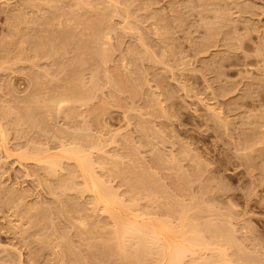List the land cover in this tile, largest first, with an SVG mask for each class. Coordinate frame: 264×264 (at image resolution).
Masks as SVG:
<instances>
[{"label": "rangeland", "instance_id": "obj_1", "mask_svg": "<svg viewBox=\"0 0 264 264\" xmlns=\"http://www.w3.org/2000/svg\"><path fill=\"white\" fill-rule=\"evenodd\" d=\"M107 211L264 264V0H0V264H156Z\"/></svg>", "mask_w": 264, "mask_h": 264}, {"label": "bare ground", "instance_id": "obj_2", "mask_svg": "<svg viewBox=\"0 0 264 264\" xmlns=\"http://www.w3.org/2000/svg\"><path fill=\"white\" fill-rule=\"evenodd\" d=\"M67 99L69 100V97L64 96V95H60V96H56V98H53V101H52V102H53L54 106L57 108V110H59V109L61 110V108H63L64 105L67 104V103H65V102L68 101ZM65 150H66V148H65ZM68 150H69V151H68ZM68 150H66V151H64V152H66V153H67V151H68L69 153L71 152L72 155L75 154L74 152H76L77 150L80 151L79 149H77V150H76V149H73V150L68 149ZM74 150H75V151H74ZM78 151H77V152H78ZM72 152H73V153H72ZM77 152H76V153H77ZM68 155H69V154H68ZM77 155H80V153H78ZM81 155H82V154H81ZM81 155H80V156H81ZM80 156H79V158H80ZM85 156H86V155H85ZM85 156H83V157H85ZM74 157H75V156H74ZM83 157H82V162H81V161H80V162H77V163H76L77 166H75V167L79 170V171H78V172H79L78 174L80 175V177H79V178H80V181H79V183H80L79 186H80V187H79V186H77V187L81 188V190H82L83 193H84V192H91L92 199L90 198V200H91V203H90V204L95 205L96 203L99 202V199H100V198L102 199V197H100V193H99L98 188H97V187L99 186V185L97 186L98 181H96L95 178H94V179H90L89 176H88V174H92V173H88L89 168H90V165H91V164L88 162V159H87V161H86V158H88V157H85V158H83ZM40 158H41V157H40ZM74 159L76 160V158H74ZM80 159H81V158H80ZM83 159L85 160V163H86V169H85V167L83 166V162H84ZM89 159H90V158H89ZM37 160H40V159H37ZM75 160H74V162H76ZM52 161H54V162H51V163L49 162L50 165H51L52 163H53L52 165H55V164L57 163V162L55 163L56 160H53V159H52ZM78 161H79V160H78ZM89 161H90V160H89ZM87 162H88V164H87ZM54 163H55V164H54ZM85 163H84V165H85ZM86 170H87V171H86ZM90 172H91V171H90ZM79 175H78V176H79ZM92 176H93V174H92ZM94 177H95V176H94ZM99 183H100V182H99ZM79 188H77V189H79ZM100 188H101V187H100ZM81 190L79 189V191H81ZM100 190H101V189H100ZM104 190H105V189H104ZM104 200H105V199H104ZM107 201H108V200H107ZM121 201H122V200H121ZM101 202H103V201H101ZM134 202H135V201H133V203H134ZM120 203H121V202H120ZM122 203H123V202H122ZM101 204H102V203H101ZM97 205H98V204H97ZM103 205H104V204H103ZM103 205H102V206H103ZM106 205H107V204H106ZM110 205H111V204H110ZM122 205H123V204H122ZM133 205H134V204H133ZM90 207H92V206L90 205ZM109 207H110V206H109ZM126 207H127V206H126ZM132 207H133V206H132ZM100 208H101V207H100ZM127 208H128V207H127ZM127 208H126V209H127ZM129 208H130V207H129ZM137 208H138V206H137ZM130 209H131V208H130ZM130 209H129V210H130ZM138 209H139V208H138ZM140 210H141V209H140ZM133 211H134V210H133ZM135 211H136V210H135ZM135 211H134V212H135ZM107 212L109 213V217H111V219H112V221H113V223H112V222H110V223H112V228H113V226H114L115 231H118L119 229H121V228L124 226L126 229H129V230H128V233H126L125 231H127V230L123 227L124 230H125V231H123V232L126 233V234H124V235H127V236H128V235H130V234H129V232H130V233H133V234H134V237H137V236H138V239H137V238L135 239V240H138L137 242L135 241V245L139 242V243L137 244L138 246L136 245L138 248H135V250H138V251H135L133 254L130 255L129 253H127L128 250H126V246H124V247H125L124 249H122V248H116V249H119V250H118L119 252H120L121 250H122V251L126 250L127 252H126V251H124V252H126L127 255L129 254L130 256H133V255L135 254V255H134V258H136L135 256L138 255V254H136V252H138V253L141 255V253L144 254L145 252L147 253V252L149 251V253H147V255L150 256V252L152 251V250H150L151 248H150V247H146V248H150L148 251H147V249L142 250V248H145L146 245H145V243H144V245H145L144 247H142V245H140V242H141V244H143L141 239H144L145 237H144V238H141V237H143L144 235H147V238H148V239L146 238V239H145L146 241H147V240H148L149 242H150V240L152 241V242H150L149 244L154 243L153 245H156L157 248H158V247L160 248V249H159V252L156 251V252L158 253L157 256H156V254H155L156 258L153 257L154 260L157 262L156 264H160L161 259H162L163 256H164V253L167 255V252H168V251H170V252H171V250L174 251V249H172V247H171V250H168V251L166 250V248H168V247L164 245V244H165V243H164V240H165V239H164L163 242H162L161 237H160L161 233H160V230L157 229V227H155V226H151V225H150V226H147V225H146V226H143V225L136 226L137 223H136L135 220H134V221H135L134 223L131 222V221L127 223V222L125 221V223H127V224H125L124 221L122 222V220H121L122 224H124V225H121V226H120V225H119L120 223L118 224V222H116V221L113 219V216L111 215V212H109V211H107ZM138 212H139V211H138ZM138 212H137V214H138ZM141 213H142V212H141ZM140 215H141V214H140ZM142 215H144V214H142ZM146 215H147V214H146ZM123 217H125V216H123ZM107 218H108V217H107ZM131 219H132V218H131ZM131 219H130V220H131ZM108 220H109V219H108ZM109 221H110V220H109ZM118 221H119V220H118ZM163 222H164V220H163ZM135 223H136V225H134ZM146 223H147V221H146ZM146 223H145V224H146ZM113 224H114V225H113ZM142 224H144V223H142ZM145 224H144V225H145ZM166 224H167V222H166ZM166 224H165V225H166ZM168 224H170V223H168ZM138 225H139V224H138ZM165 225H164V226H165ZM157 226H159V225H157ZM167 226H168V225H167ZM168 227L170 228V225H169ZM161 228H165V227H161ZM161 228H160V229H161ZM105 229H106V228H105ZM122 230H123V229H122ZM130 230H132V231H130ZM172 230H173V229H171V231H172ZM110 231H111V230H110ZM119 231H120V230H119ZM123 232L121 233L122 235H123ZM134 232H135V233H134ZM161 232H162V231H161ZM163 232H164V230H163ZM163 232H162V233H163ZM159 233H160V234H159ZM113 234H114V233H113ZM118 234H120V232H119ZM133 234H132L131 236H133ZM135 234H136V236H135ZM164 234H165V232H164ZM164 234H163V235H164ZM124 235H123V236H124ZM163 235H162V237H163ZM118 237H119V236H118ZM121 237H122V236H120L119 238H121ZM124 237H125V236H124ZM139 237H140L141 239H140ZM122 238H123V237H122ZM122 238H121L120 240H122ZM164 238H165V237H164ZM199 238H201V237H199ZM123 239H124V238H123ZM139 239H140V240H139ZM162 239H163V238H162ZM166 239H167V238H166ZM171 240H172V239H171ZM197 240H198V239H197ZM197 240H196V241L194 240V242H197ZM117 241H118V240H117ZM143 241H144V240H143ZM165 241H166V240H165ZM172 241H173V240H172ZM172 241H171V245L173 244V246H174L175 244L172 243ZM122 242H124V240L121 241V244L125 245V244H124L125 242H124V243H122ZM201 242H202V241H201ZM118 243H119V242H118ZM118 243H117V244H118ZM147 243H148V242H147ZM163 243H164V244H163ZM199 243H200V241H199ZM149 244H147V246H149ZM166 244H167V243H166ZM119 245H120V244H119ZM139 245H140V246H139ZM151 245H152V244H151ZM168 245L170 246L169 241H168ZM176 245H178V244H176ZM176 245H175V246H176ZM192 245H193V244H192ZM117 246H118V245H117ZM120 246L123 247L122 245H120ZM164 246H165L166 248H164ZM175 246H174L173 248H176V249H175V252H176V250H177V253H175V252H174V253H175L176 255H177V254L179 255L180 253H183V255H184V251H185V249H183V251L181 250L182 252H179V250H180L179 245L176 246V247H175ZM118 247H119V246H118ZM139 247H140V248H139ZM185 247H186V246H185ZM185 247H182V245H181V249H182V248H185ZM168 249H169V248H168ZM186 249H187V247H186ZM188 249H189V250H188ZM188 249H187L186 251H187L188 253H191L192 250H191L190 248H188ZM139 250H140V251H143V252L145 251V252H144V253H143V252H139ZM165 250H166V252H165ZM122 251H121V253L124 255V252H122ZM189 251H190V252H189ZM152 252H153V251H152ZM187 252H186V253H187ZM126 253H125V255H126ZM174 253L172 252V255H174ZM119 254H120V253H119ZM122 254H121V255H122ZM125 255L123 256V257H124V260H125V258L127 257V256L125 257ZM140 255H139V257L137 256L138 259L141 258ZM145 255H146V254H144L143 256H145ZM151 255H153V254H151ZM166 255H165V256H166ZM170 255H171V253H169V256H170ZM165 256H164L163 259L167 260V258H165ZM169 256L167 255V257H169ZM185 256H186V255H185ZM123 257H122V258H123ZM128 257H129V256H128ZM170 258H171V257H170ZM138 259H137V260H138ZM163 259H162V260H163ZM176 259H177V258H176ZM180 259H181V257H180ZM168 261H169V259H168ZM168 261H167V262H168ZM175 261H177V260H175ZM206 261H207V260H206ZM162 262H164V261H162ZM171 262H172V260H171ZM207 262H208V261H207ZM151 264H152V263H151ZM177 264H178V262H177ZM192 264H193V263H192ZM199 264H200V263H199ZM206 264H207V263H206ZM208 264H210V263H208Z\"/></svg>", "mask_w": 264, "mask_h": 264}]
</instances>
